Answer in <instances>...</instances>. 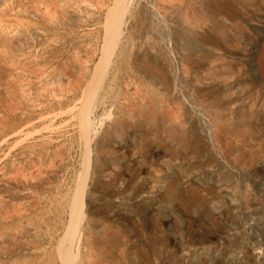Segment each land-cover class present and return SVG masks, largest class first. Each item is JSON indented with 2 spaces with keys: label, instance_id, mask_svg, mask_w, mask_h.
Listing matches in <instances>:
<instances>
[{
  "label": "rangeland",
  "instance_id": "obj_1",
  "mask_svg": "<svg viewBox=\"0 0 264 264\" xmlns=\"http://www.w3.org/2000/svg\"><path fill=\"white\" fill-rule=\"evenodd\" d=\"M114 3L0 0V264H264V0Z\"/></svg>",
  "mask_w": 264,
  "mask_h": 264
},
{
  "label": "bare ground",
  "instance_id": "obj_2",
  "mask_svg": "<svg viewBox=\"0 0 264 264\" xmlns=\"http://www.w3.org/2000/svg\"><path fill=\"white\" fill-rule=\"evenodd\" d=\"M129 5V0H115L114 5L109 11V15L107 18L106 22V36H105V46L103 49L102 56L100 57L99 62L96 64L95 71L92 77V81L90 83V90L87 94V97L92 96L95 97L94 93H96V90L98 87H100L105 75H106V68L109 63L110 56L113 54L119 35L121 33L124 17L127 12V8ZM137 63L139 64L138 67L141 68L145 74L158 79V80H163V77L161 76L160 70L156 67V65L152 62H150L148 58V54L146 52H143L138 55L137 58ZM257 65L260 67V69L263 71L264 69V56H262L259 60ZM160 74V75H159ZM167 87V86H166ZM91 98H89L91 100ZM94 99V98H93ZM88 101L85 103L87 104ZM91 101H89V104ZM88 104V105H89ZM91 106V105H90ZM82 109L81 112L79 113V121H80V127H81V133L82 135L87 138L88 140V147L90 143L89 135L92 127V121L90 119V113L89 109L86 108ZM91 112V111H90ZM89 159V158H88ZM87 159V169L85 173L82 174V177L79 181V185L77 187L75 196L72 201V208H71V222L72 224L69 230V237L70 240H73V237L75 235V231L77 229V225H79L81 219H82V214H83V203H84V191L87 183V177L89 173V165H90V159ZM68 235V234H67ZM63 251L62 255L64 258V261H69L72 258V252H71V247L72 245H65L62 246ZM61 255V256H62Z\"/></svg>",
  "mask_w": 264,
  "mask_h": 264
}]
</instances>
